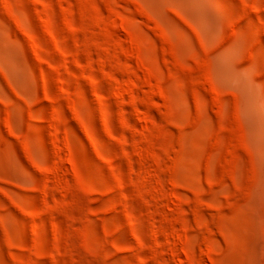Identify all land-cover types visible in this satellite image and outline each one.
Returning <instances> with one entry per match:
<instances>
[{
    "label": "rangeland",
    "instance_id": "1",
    "mask_svg": "<svg viewBox=\"0 0 264 264\" xmlns=\"http://www.w3.org/2000/svg\"><path fill=\"white\" fill-rule=\"evenodd\" d=\"M0 264H264V0H0Z\"/></svg>",
    "mask_w": 264,
    "mask_h": 264
}]
</instances>
